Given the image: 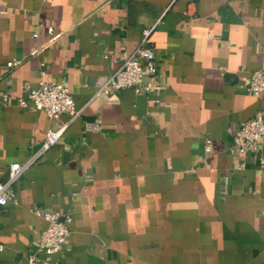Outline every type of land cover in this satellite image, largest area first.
Wrapping results in <instances>:
<instances>
[{
	"label": "crops",
	"instance_id": "0c3cea01",
	"mask_svg": "<svg viewBox=\"0 0 264 264\" xmlns=\"http://www.w3.org/2000/svg\"><path fill=\"white\" fill-rule=\"evenodd\" d=\"M143 30L148 90L97 93ZM263 67L264 0H0V181L69 121L21 105L27 84L59 82L81 111L13 183L0 264H32L44 211L71 221L36 264H264V164L231 148Z\"/></svg>",
	"mask_w": 264,
	"mask_h": 264
},
{
	"label": "built area",
	"instance_id": "2783aa9c",
	"mask_svg": "<svg viewBox=\"0 0 264 264\" xmlns=\"http://www.w3.org/2000/svg\"><path fill=\"white\" fill-rule=\"evenodd\" d=\"M52 33L53 29L48 28ZM149 30H143L142 38L135 50L127 55L122 54L119 65L113 70L108 79L99 88L97 93L113 94L124 88H133L136 92L146 91L149 88L146 78L156 72L155 54L153 48L146 42ZM20 63L13 60L7 63V68H12ZM27 98L21 99L20 104L32 103L37 109L43 110L49 119H58L61 114H68L69 121L80 115L81 111L75 105V101L68 88L59 82H46L39 80L35 87L27 84ZM245 90L255 97L264 95V67L250 74ZM68 122L59 124L54 129L46 132V137L40 149L24 163H10L7 167V179L0 181V208L9 202H16L17 198L13 190V183L21 177L23 172L34 163L41 154L53 146L62 136L68 126ZM92 127V126H91ZM210 139L204 140V150H210ZM264 145V106L257 114L243 121L232 135V150L242 157L239 168L246 163V158L258 154L261 164H264L262 146ZM244 160V161H243ZM36 213H40L36 211ZM41 216L47 222V226L40 231L38 238L33 242L34 251L27 258L32 264L40 261L41 254H51L61 249L69 234L71 217L68 213L59 211H44Z\"/></svg>",
	"mask_w": 264,
	"mask_h": 264
}]
</instances>
